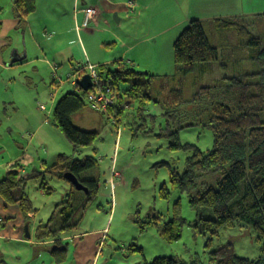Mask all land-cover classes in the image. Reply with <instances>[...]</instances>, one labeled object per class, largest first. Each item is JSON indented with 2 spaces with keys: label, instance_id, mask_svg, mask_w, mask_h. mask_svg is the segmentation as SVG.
Here are the masks:
<instances>
[{
  "label": "trees",
  "instance_id": "1",
  "mask_svg": "<svg viewBox=\"0 0 264 264\" xmlns=\"http://www.w3.org/2000/svg\"><path fill=\"white\" fill-rule=\"evenodd\" d=\"M34 10L35 0H13V13L19 24L24 23ZM258 26L264 28V12L252 18L190 19L172 44L173 67L175 75L178 74L179 87L173 90L175 98L170 104L160 99V91L154 88L153 81L159 79L158 75L134 70L120 62L116 67L104 64L97 68L102 81L99 87L104 90L107 86V95L112 99L106 110L98 112L106 113L107 118H112L115 123L125 108L135 106L134 102L137 103V117L145 120L149 115L145 113L146 107L152 102L164 110L162 116L167 117L165 131L171 132L169 124L172 126V123L168 118H176L171 104L180 113L179 117H184V120H176L183 123L176 129L199 126L211 131L212 147L195 150L185 158L181 182L190 205L196 208L206 198L204 204L212 216L197 217L190 223L181 216L179 201H176L171 218L157 229L164 239L171 241L180 237L183 226H191L195 233L205 237L209 264H264V31L254 33ZM213 30L220 34L215 43L208 36V31L211 36ZM218 59L227 63L225 66L221 64L226 70L224 74L212 84L200 86L189 99H183L182 78L190 73H202ZM164 76L163 79L168 81L174 77ZM91 91H94L93 86L78 92H66L56 100L52 110L51 123L64 135L73 152L79 147L92 145L97 138V132L80 129L72 123L73 115L88 107L87 96ZM190 101L198 102L199 106L186 115L181 113V105ZM150 116L153 119L154 116ZM157 135H162L161 131ZM95 165L96 159L92 156L73 158L59 153L51 161L35 164L27 175L20 172L19 160L11 161L0 179V198L7 205L17 206L22 214L35 210L25 192L29 180L37 181L39 190L50 195L53 188L48 185V177L69 183L63 173L70 172L87 188L88 192L84 193L72 185L66 198L54 204L45 223L34 229L35 241L51 243L49 253L56 263L64 261L67 251L62 236L78 228L102 184L97 174H90ZM138 213L137 207L133 214L135 221H138L135 217ZM156 220L159 217L154 213L147 222L156 224ZM136 223H139L138 228H144V223ZM235 226H246L255 233L260 242L257 258L238 256L231 243L213 248L220 230ZM138 264L186 263L176 257L155 256Z\"/></svg>",
  "mask_w": 264,
  "mask_h": 264
},
{
  "label": "rangeland",
  "instance_id": "2",
  "mask_svg": "<svg viewBox=\"0 0 264 264\" xmlns=\"http://www.w3.org/2000/svg\"><path fill=\"white\" fill-rule=\"evenodd\" d=\"M59 8L62 10L59 6L53 7L48 11L49 15L51 16L53 10H59ZM246 17H250V15ZM187 22L178 30L176 29L175 33L178 31L179 34ZM62 24L65 27L68 26V11L62 15ZM54 26V22L50 21V27L54 28ZM94 29L98 30L97 27ZM258 31L262 32L264 28L258 26V30L255 29L254 33H258ZM208 36L212 43L220 38L219 32L215 30L212 31L211 36L208 31ZM67 40H62L64 46L60 48V53L64 56L72 54V59L77 60L78 64L85 63L86 60L82 56L81 49L75 39L70 40L67 37ZM228 40L229 43L233 44L231 39ZM81 42L87 51H90L92 47L98 49V38L90 34L85 36L83 31ZM28 47L30 48V46ZM32 52L31 49H28V58H30L29 60L32 59L28 65L16 64L9 67L6 71L9 81L6 84L2 81L5 73L0 69V105L5 106V114L2 113V107L0 108V162L7 160L12 151L18 149L19 146L13 142L14 139L23 145L26 144L25 141L27 140V137L26 140L21 139V133L15 135L8 131V120L18 119L17 125L20 127L25 123L23 119H19L21 117H28L33 122L32 111L38 110L40 104L52 111L56 100L67 91H71L68 90L71 88L69 80L64 76L60 78V70L55 75L57 83L60 82V79L64 80L65 83L63 85L57 84L54 81L56 78L53 80V72L48 67L49 63L51 65L54 63L53 58L47 56L49 59L47 66L45 63L36 60V57L44 58L43 56H33ZM59 61L56 60L58 69L63 67L59 65L60 63L63 65L67 63L66 60L60 63ZM171 64L167 68H162L163 70L159 72V79L156 78L153 81L154 88L160 91L159 98L165 99L168 104L175 98L173 90L179 87L177 83L178 74L175 75L173 67V54ZM221 64L227 65L225 61L221 62L218 59L212 61L210 66L198 75L192 73L185 75L180 85L183 99H189L200 86L212 84L215 79L223 75L226 70ZM74 65L76 63L72 62V66ZM86 69L89 71L87 66ZM164 75H168L169 78L174 77L168 81L163 79ZM14 84L15 87L25 92L24 95L23 91H17L20 99L23 100L21 103L27 104V108L22 107L14 110L8 103L9 97H11L9 89ZM161 85H163V90H160ZM3 102L6 103L3 104ZM133 105L135 106L123 110L118 119H115L116 123L112 118H107L106 113L96 112L95 114H98L101 120L95 123L93 129L86 128L82 119H76V122H73L72 119V123L76 127L97 132V138L92 145L79 147L75 152L64 151L66 154L72 155L73 158H82L85 155L94 157L96 159L94 168H96L100 183H102L95 198L88 205L80 225L73 232L87 235L96 231L100 235L97 252L90 259L89 264H138L150 261L155 256L176 257L186 264H209L208 252L204 247L205 237L200 233H195L191 226L188 224L183 226L180 237L171 241L164 239L157 229L162 222L171 218L172 208L176 201H179L181 216L190 223L197 217L212 216L211 211L204 204L208 199L203 198V204L196 208L190 205L181 182L185 158L195 150L210 149L213 144L212 133L199 126L176 129L178 124L182 125L183 123L176 122V120L181 119L180 113L172 104V113L176 114V118H168L172 123V126L169 124L171 132L165 131V119L167 117L162 116L164 110L158 105L152 102L148 104L145 113L149 115L145 117V120L137 117V103L134 102ZM198 106V102L195 104L190 101L181 105L180 112L186 115ZM39 115L42 119L44 118L43 112L39 111ZM150 115L154 116L153 119ZM7 117L9 118L7 119ZM181 120H184V117ZM48 122L51 123V117L46 118V123L48 124ZM76 123H81L82 126H77ZM138 124L142 125L137 127ZM26 129L31 131V128H27L25 124L22 131L24 132ZM159 131L162 135H157ZM57 132L61 136L62 144H64L63 142L66 141L64 135L60 131ZM57 138L59 139V137L54 139L50 136L48 141L54 145L60 144ZM68 144L70 145L69 142ZM68 144L66 148L70 149ZM40 150V144H32L29 151L38 152ZM113 157H115L116 168H124L118 180L119 185L113 190V210L115 209L116 212L114 210L110 213L112 196L110 168ZM94 168L90 171L91 175L95 173ZM2 171L4 172V169L0 167V172ZM48 185L53 188L50 195H41L35 180H29L25 187V192H27L32 205L39 211L36 224L44 223L50 208L64 200L66 198L64 196L65 190L72 188L70 183L57 178L50 179ZM137 205L139 213L135 217L139 222L144 223L143 229L138 228L139 223H136L138 221L133 218V212ZM98 206L100 207L98 208ZM151 212L156 213L159 217L156 224L147 222ZM255 236V233L246 226L221 229L219 236L213 241V248L231 243L238 256L255 259L260 255V242L256 240ZM65 242L67 243L66 259L60 264H77L73 254L78 247L72 244L70 240H65ZM134 248H139V250H134ZM45 250L44 248L36 250V253L27 263L52 264V257L47 252V248Z\"/></svg>",
  "mask_w": 264,
  "mask_h": 264
},
{
  "label": "crops",
  "instance_id": "3",
  "mask_svg": "<svg viewBox=\"0 0 264 264\" xmlns=\"http://www.w3.org/2000/svg\"><path fill=\"white\" fill-rule=\"evenodd\" d=\"M55 6L61 7L62 10L60 8L53 10V14L50 16L48 11ZM90 7L95 9V14L87 26H82L83 9ZM66 11H68L67 27L62 24V15ZM263 12L264 0H35L34 12L26 18L24 23L19 24L13 13V0H0V69L5 73L2 81L4 84L9 81L6 71L10 66L28 65L32 61L28 58V49L33 51V56H43L44 58L36 57V60L45 63L47 66V62H49L47 56H51L54 63L52 65L49 63L48 67L53 72V80L56 78L54 81L57 83L55 75L60 70V78L64 76L69 80L71 88L68 90L73 92L82 89L76 79L88 74L86 69L88 64L95 65L97 68L98 65L104 64L108 67H116L120 62L134 70L159 76V72L171 64L172 44L178 34V31L175 33V30H178L188 20L192 18L211 20L218 17H246L247 15L252 18ZM50 21L54 22V28L50 27ZM94 27H97L98 30ZM82 31L85 36L90 34L98 38V49L93 47L90 48V51L85 49L81 42ZM67 37L70 40L75 39L81 49L82 56L86 60L85 63L78 64L77 60L72 59V54L64 56L60 53V48L64 46L62 40L68 41ZM12 55L17 60L9 64ZM56 60H60L59 63L66 60L67 63L65 65L60 63L59 65L63 67L58 69ZM72 62H75L76 65L72 66ZM64 83L65 81L60 79L57 84L63 85ZM9 91L11 97H9L8 103L14 110L22 107L27 108V104L21 103L23 100L17 93V91H23L22 89L15 87L14 84L10 86ZM23 93L25 95L24 91ZM5 103L3 102V104ZM1 107L2 113L5 114V106L0 105ZM38 110L43 112V119ZM38 110L32 111L33 122L28 117L19 118L25 121L21 127L17 125L18 119L8 120V131L15 135L21 133V139L26 140L27 137V140L25 145L15 139L13 140L19 147L12 151L7 160L0 162V167L4 169V172H0V179L4 176L7 164L11 161L19 160L21 163L20 172L27 175L31 167L40 161H51L57 154L65 153L64 150L73 151L68 142L70 149L66 148V138L62 144L61 136L57 132L59 130L52 123H46V118L51 117L52 111L47 110L43 104L38 106ZM96 112L98 113L89 107H84L73 115V122H76V119H82L86 128L93 129L95 123L101 120V117L95 114ZM25 124L27 128H31V131L28 129L22 131ZM79 124L77 126L81 127V123ZM50 136L54 139L59 137L57 140L60 144L50 143L51 141H48ZM32 144H40L41 150L38 152L29 151ZM112 167H117L115 157L112 159ZM123 168H116L120 172V176ZM95 174L100 179L97 170H95ZM52 178L54 177H48V181ZM118 185V180L111 185L110 213L115 210H113V190ZM68 192H70L69 188L65 190L64 196ZM39 193L43 194L40 190ZM52 208L53 206L45 217V221ZM34 209L33 212L22 214L17 206L7 205L0 198V221L3 225L0 227V264H28L27 262L38 249L44 248L45 250L47 248L49 253L50 242L41 243L33 239L34 229L38 225L36 224V217L39 214L37 208L34 207ZM153 214L154 212H151L148 216L151 217ZM25 225H27L29 237L24 235ZM61 239L63 241L70 240L72 244L78 247L73 254L77 264H89L100 243V235L96 231L87 235L72 232L71 234H64ZM60 263H56L52 258V264Z\"/></svg>",
  "mask_w": 264,
  "mask_h": 264
},
{
  "label": "built area",
  "instance_id": "4",
  "mask_svg": "<svg viewBox=\"0 0 264 264\" xmlns=\"http://www.w3.org/2000/svg\"><path fill=\"white\" fill-rule=\"evenodd\" d=\"M84 17L83 21L81 22L82 26H87L92 20L93 15L95 14V9L84 8ZM89 71L87 70L90 79H91V86H93L94 91H91L87 96V103L88 107L95 111H104L106 110L107 106L112 103L111 97L107 95L109 88L106 86L104 90L99 87L102 84L101 80L98 77V69L95 65L88 64L87 65ZM101 81V82H100ZM43 109V107H41ZM120 172L115 167L111 168V180L110 183L113 185L117 180H119Z\"/></svg>",
  "mask_w": 264,
  "mask_h": 264
},
{
  "label": "water",
  "instance_id": "5",
  "mask_svg": "<svg viewBox=\"0 0 264 264\" xmlns=\"http://www.w3.org/2000/svg\"><path fill=\"white\" fill-rule=\"evenodd\" d=\"M16 60H17V58L14 57V56L12 55V56L10 57L9 64L15 62ZM90 81H91V79H90L89 74H84V75H82L80 78H77V79H76V82L79 84V86H81V88H82L83 90L88 89V87H89V85H90ZM63 177H64V178H65V179H66L71 185H73V187H74L76 190H81V191H83L84 193H87V192H88V191H87V188H86L83 184H81V182H79V181L77 180V178H76L73 174H71L70 172H65V173H63ZM24 230H25V233H24L25 237H29V231H28V229H27V225H25Z\"/></svg>",
  "mask_w": 264,
  "mask_h": 264
},
{
  "label": "bare ground",
  "instance_id": "6",
  "mask_svg": "<svg viewBox=\"0 0 264 264\" xmlns=\"http://www.w3.org/2000/svg\"><path fill=\"white\" fill-rule=\"evenodd\" d=\"M89 86H91V81H90V85ZM89 88V87H88Z\"/></svg>",
  "mask_w": 264,
  "mask_h": 264
}]
</instances>
